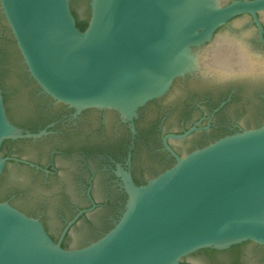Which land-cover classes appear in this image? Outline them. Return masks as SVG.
I'll list each match as a JSON object with an SVG mask.
<instances>
[{
	"label": "water",
	"instance_id": "water-1",
	"mask_svg": "<svg viewBox=\"0 0 264 264\" xmlns=\"http://www.w3.org/2000/svg\"><path fill=\"white\" fill-rule=\"evenodd\" d=\"M72 9L79 21L88 19L83 30L70 0H0V87L8 92L5 107L0 89V149L4 140L45 132L15 125L6 112L22 123L34 120L37 86L57 101L111 108L132 118L140 106L168 92L175 78L185 77L183 86L169 92V104L179 105L190 92L236 87L239 98L230 114L253 126L264 118V47L254 46L250 17L232 20L204 46L217 28L241 14L253 18L263 40L258 13L264 21V0H74ZM235 67L236 80H207L216 70ZM177 119L175 114L168 124L175 126ZM164 144L176 160L145 184L136 185L118 166L128 193L124 210L108 231L86 245L63 247L39 218L0 200V264H182L184 256L199 249H224L245 240L264 244V124L183 156L166 139ZM14 150L39 156L33 143H18ZM8 159L0 151V194L26 210L42 208L41 202L54 209L74 187L47 190L30 168L5 166ZM62 175L69 180L66 170ZM105 196L95 193L99 200ZM106 214L102 208L91 215L93 224L74 228L68 243L91 238ZM191 258L230 263L225 255Z\"/></svg>",
	"mask_w": 264,
	"mask_h": 264
},
{
	"label": "flooded vegetation",
	"instance_id": "flooded-vegetation-1",
	"mask_svg": "<svg viewBox=\"0 0 264 264\" xmlns=\"http://www.w3.org/2000/svg\"><path fill=\"white\" fill-rule=\"evenodd\" d=\"M72 13L77 24L79 20L73 10ZM242 15L250 17L255 29L254 46L264 47V21L261 12L258 13V18L263 27V40L259 37L258 27L253 18L248 14H241L217 28L212 39L204 46L209 45L224 26ZM227 48L230 50V47ZM236 52L232 55L235 58ZM207 77H209L207 80L219 78L225 82L236 80V67L223 73L216 70ZM184 82L185 77L175 78L168 92L140 106L132 118L122 117L117 110L111 108H78L57 101L37 86L38 103L34 108V120L22 123L15 119L7 108L6 112L15 125L32 133L42 130L45 132L39 137L19 138L2 143L0 149L2 156L10 158L5 166L7 163H13L30 168L42 179L47 190L59 186L61 188L57 190L60 191L70 184L74 187L65 191L67 194L54 209H48L45 207L47 205L41 202L42 208L29 211L16 204L10 195H2V200H7L26 214L39 218L49 235L55 241L60 240L63 247H80L100 237L105 233V229H110L124 210L128 193L118 174V166L130 173L136 185H142L170 167L176 160L165 147L164 139L177 155L183 156L224 135L264 124V118L258 120L254 126L243 124L236 119V113L230 114L231 110L236 111V100L239 98L236 87H230L221 93L190 92L179 105L169 104L167 102L169 92L175 86H183ZM0 89L6 107L8 92L1 87ZM261 98L264 100V95ZM175 114L178 119L175 126H171L168 121ZM188 131L189 133L182 138L169 136ZM193 138H196L195 142L187 144ZM18 143H33L39 149V156L30 158L16 153L14 146ZM144 152L147 153V158L144 157ZM61 160L70 167L64 168ZM65 170L69 175L68 181L64 180L62 175ZM97 190L106 196L101 200L97 199L95 197ZM102 208L107 209V214L100 225L102 228L91 238L71 246L68 239L72 230L80 224L92 225L90 216ZM249 245H255L259 249L247 250ZM200 253L207 255L208 258L228 256L229 264H264V244L251 240L241 241L224 249H199L184 256L181 263L225 264L196 261L191 258Z\"/></svg>",
	"mask_w": 264,
	"mask_h": 264
},
{
	"label": "trees",
	"instance_id": "trees-1",
	"mask_svg": "<svg viewBox=\"0 0 264 264\" xmlns=\"http://www.w3.org/2000/svg\"><path fill=\"white\" fill-rule=\"evenodd\" d=\"M73 2H74V0H71V6L73 5ZM73 10V9H72ZM73 12H74V10H73ZM87 22H88V20H86V21H77V26H78V28L80 29V30H83L85 27H86V25H87ZM9 140H4L3 141V143H6V142H8ZM0 179H1V176H0ZM3 198H2V195L0 194V200H2ZM109 228H107V229H105V231L104 232H106L107 230H108ZM98 237V236H97Z\"/></svg>",
	"mask_w": 264,
	"mask_h": 264
}]
</instances>
